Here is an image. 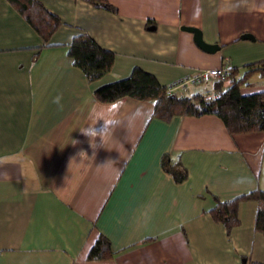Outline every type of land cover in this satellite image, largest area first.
Returning a JSON list of instances; mask_svg holds the SVG:
<instances>
[{"label": "crops", "instance_id": "crops-1", "mask_svg": "<svg viewBox=\"0 0 264 264\" xmlns=\"http://www.w3.org/2000/svg\"><path fill=\"white\" fill-rule=\"evenodd\" d=\"M36 1L63 23L49 44L0 0V264H264L256 202L240 205L230 235L210 215L216 198L264 190V131L231 136L213 115L164 122L152 102L94 95L135 69L166 87L199 70L243 74L264 61V0H106L115 13L88 0ZM184 27L218 49L203 51ZM82 33L115 54L93 83L69 56ZM262 92L259 73L241 88ZM166 157L186 180L164 170ZM101 237L114 256L89 261Z\"/></svg>", "mask_w": 264, "mask_h": 264}, {"label": "trees", "instance_id": "trees-1", "mask_svg": "<svg viewBox=\"0 0 264 264\" xmlns=\"http://www.w3.org/2000/svg\"><path fill=\"white\" fill-rule=\"evenodd\" d=\"M28 22L34 31L49 44L56 32L63 26L60 18L48 11L36 0H7ZM96 8L115 13L117 10L106 0H88ZM69 56L74 66L82 70L89 83L101 80L114 66L115 54L102 49L89 35L76 36L69 45ZM264 77V61L246 66L243 74L230 68L225 82L216 85L217 96L203 95L191 97L168 95L167 87L161 85L151 74L135 69L129 78L105 85L95 91L96 99L102 103H112L122 98H132L154 103L153 116L164 122L174 117H203L213 115L221 119L231 136L247 135L264 131V92L244 96L241 88L248 84L255 74ZM164 158L163 167L173 174L178 182L186 180V170L180 163L171 164ZM216 206L210 211L212 219L222 224L228 235L240 226L239 208L242 203L256 202L258 209L255 230L264 235V190L238 196L232 200L215 199ZM114 253L110 242L101 237L90 250L89 261H109Z\"/></svg>", "mask_w": 264, "mask_h": 264}, {"label": "built area", "instance_id": "built-area-1", "mask_svg": "<svg viewBox=\"0 0 264 264\" xmlns=\"http://www.w3.org/2000/svg\"><path fill=\"white\" fill-rule=\"evenodd\" d=\"M229 76L228 68H217L209 70H199L192 76L178 80L167 86V94L174 95L179 90H184L189 86H195L199 84H211L216 86L222 82H225ZM208 98H215L217 95H207Z\"/></svg>", "mask_w": 264, "mask_h": 264}, {"label": "water", "instance_id": "water-1", "mask_svg": "<svg viewBox=\"0 0 264 264\" xmlns=\"http://www.w3.org/2000/svg\"><path fill=\"white\" fill-rule=\"evenodd\" d=\"M184 31L190 32L194 34L196 44L205 52L213 53L218 49L217 45H209L203 40L202 32L195 28L184 27L182 28ZM246 40H254L250 36L245 37Z\"/></svg>", "mask_w": 264, "mask_h": 264}, {"label": "clouds", "instance_id": "clouds-1", "mask_svg": "<svg viewBox=\"0 0 264 264\" xmlns=\"http://www.w3.org/2000/svg\"><path fill=\"white\" fill-rule=\"evenodd\" d=\"M82 131H84L86 134H88V135H90V136H92L93 135V133H92V131L91 130H89V129H84V130H82ZM81 153H84L83 151H81L80 153H79V155L81 154Z\"/></svg>", "mask_w": 264, "mask_h": 264}]
</instances>
